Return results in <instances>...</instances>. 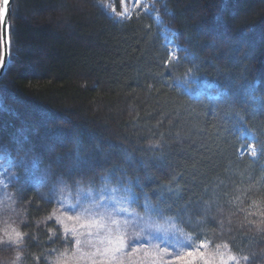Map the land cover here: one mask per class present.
I'll return each instance as SVG.
<instances>
[{
  "label": "trees",
  "instance_id": "16d2710c",
  "mask_svg": "<svg viewBox=\"0 0 264 264\" xmlns=\"http://www.w3.org/2000/svg\"><path fill=\"white\" fill-rule=\"evenodd\" d=\"M105 1L13 0L0 264L63 262L58 196L88 187L128 191L210 257L264 264V0H149L126 19Z\"/></svg>",
  "mask_w": 264,
  "mask_h": 264
},
{
  "label": "rangeland",
  "instance_id": "374dc122",
  "mask_svg": "<svg viewBox=\"0 0 264 264\" xmlns=\"http://www.w3.org/2000/svg\"><path fill=\"white\" fill-rule=\"evenodd\" d=\"M104 6L116 19H126L137 7L149 11L150 1L120 0L117 10L114 0H106ZM162 35L164 44L174 57L178 45L172 40L167 26H163ZM194 82L201 87L206 86L204 80L194 79ZM243 151L253 155L255 148L248 143ZM12 163L9 155L0 152V222L3 220L5 223L6 218L3 219L1 215L11 198L5 196L3 188L8 186L10 178H14ZM133 199L128 191L121 192L110 187H88L76 194H59L57 210L53 216L74 242L72 252L65 255L60 264H107V261L102 260L96 253L98 249L102 252L110 247L105 239L108 233L104 230L98 231L94 226L88 227L91 222H103L107 225L111 229L113 239L124 238L126 247L118 254L115 264H205V260L211 261L212 264H221L222 260L227 264L230 262L231 258L223 254L217 257H210L207 253L203 257L199 256V252H204L205 242L191 247V240L183 235L173 219L160 220L150 212L138 214L131 205ZM113 220L116 221L115 224L111 223ZM4 230L2 234L5 239H16L17 232L14 229ZM133 240L139 242L133 243ZM190 250L197 251L195 260L187 256Z\"/></svg>",
  "mask_w": 264,
  "mask_h": 264
},
{
  "label": "snow or ice",
  "instance_id": "6c2138e0",
  "mask_svg": "<svg viewBox=\"0 0 264 264\" xmlns=\"http://www.w3.org/2000/svg\"><path fill=\"white\" fill-rule=\"evenodd\" d=\"M9 3V0H3L4 6H7ZM6 7H0V24H3L5 21V15H6ZM2 62V61H0ZM79 158V157H78ZM71 219V217L69 218ZM112 224H115L116 221H111ZM88 227H95L98 231L104 230L108 233V236L105 238L107 243L110 245V247L105 248L102 252L98 249L96 255L100 256L102 260L107 261V264H115V262L118 260V254L126 247L125 241L123 237H117L115 239L111 236V229L105 225L103 222H91L87 225ZM21 234L17 233V237H19ZM9 240L11 241L12 238L10 237ZM103 242V241H102ZM133 243H138V240H133ZM79 243V241H77ZM188 257H193V260H195V257L197 256L196 250H190L187 252ZM199 256L203 257L205 256L204 252H199ZM177 259H184V257H177ZM205 264H212L211 261L205 260ZM221 264H227L225 261H221Z\"/></svg>",
  "mask_w": 264,
  "mask_h": 264
},
{
  "label": "water",
  "instance_id": "95a60500",
  "mask_svg": "<svg viewBox=\"0 0 264 264\" xmlns=\"http://www.w3.org/2000/svg\"><path fill=\"white\" fill-rule=\"evenodd\" d=\"M13 0H9L7 6H4L3 0H0V7H6L5 21L0 24V38H1V53H0V76L4 72L8 62H9V52H10V40H9V27H10V17L12 12Z\"/></svg>",
  "mask_w": 264,
  "mask_h": 264
}]
</instances>
